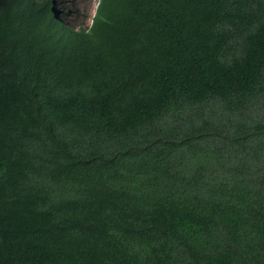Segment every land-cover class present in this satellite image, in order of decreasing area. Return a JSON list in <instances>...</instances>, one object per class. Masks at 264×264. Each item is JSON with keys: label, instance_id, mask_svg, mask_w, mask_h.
Masks as SVG:
<instances>
[{"label": "trees", "instance_id": "16d2710c", "mask_svg": "<svg viewBox=\"0 0 264 264\" xmlns=\"http://www.w3.org/2000/svg\"><path fill=\"white\" fill-rule=\"evenodd\" d=\"M0 264H264V0H0Z\"/></svg>", "mask_w": 264, "mask_h": 264}, {"label": "rangeland", "instance_id": "374dc122", "mask_svg": "<svg viewBox=\"0 0 264 264\" xmlns=\"http://www.w3.org/2000/svg\"><path fill=\"white\" fill-rule=\"evenodd\" d=\"M98 4H99V0H81V6L83 8L89 9L91 12H94L95 11L96 6Z\"/></svg>", "mask_w": 264, "mask_h": 264}]
</instances>
